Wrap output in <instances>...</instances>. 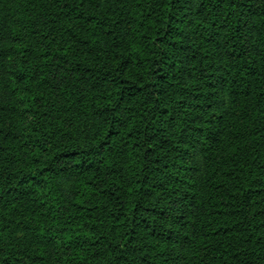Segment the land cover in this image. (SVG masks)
<instances>
[{
    "label": "trees",
    "instance_id": "obj_1",
    "mask_svg": "<svg viewBox=\"0 0 264 264\" xmlns=\"http://www.w3.org/2000/svg\"><path fill=\"white\" fill-rule=\"evenodd\" d=\"M0 264H264V0H0Z\"/></svg>",
    "mask_w": 264,
    "mask_h": 264
}]
</instances>
